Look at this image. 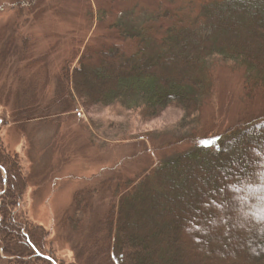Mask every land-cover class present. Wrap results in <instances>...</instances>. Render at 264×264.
<instances>
[{"label": "trees", "instance_id": "trees-1", "mask_svg": "<svg viewBox=\"0 0 264 264\" xmlns=\"http://www.w3.org/2000/svg\"><path fill=\"white\" fill-rule=\"evenodd\" d=\"M16 2L36 16L45 0ZM162 18L169 27L120 35L81 54L75 67L66 63L61 85L85 108L121 102L150 121L175 107L185 123L212 95L209 63L218 58L242 69L246 99H264V0H207L191 20L170 11ZM181 169L177 185L165 184ZM100 185L102 220L76 243L74 262L57 260L48 233L22 211L27 177L0 138V264H264V115L207 135L134 179ZM154 186L165 196L156 202L144 195ZM140 196L147 238L129 246L137 231L127 219L130 204ZM84 197L75 194L71 211L80 213ZM65 221L77 220L66 213Z\"/></svg>", "mask_w": 264, "mask_h": 264}, {"label": "rangeland", "instance_id": "rangeland-1", "mask_svg": "<svg viewBox=\"0 0 264 264\" xmlns=\"http://www.w3.org/2000/svg\"><path fill=\"white\" fill-rule=\"evenodd\" d=\"M205 2L45 0L35 16L26 8L19 10L16 0H0V138L8 152L18 155L27 177L22 211L48 233L57 260L74 262L76 243L102 220L107 201L98 194L104 180L114 185L115 179H134L207 135L240 119L264 115V99H246L242 69L218 58L209 63L212 95L185 123L175 107L150 121H142L139 109L121 102L85 108L67 85H61L65 64L75 67L86 51L138 29L169 27L171 22L162 18L168 11L191 20ZM183 172L176 171L165 184L177 185ZM158 188L144 195L156 202L164 196ZM77 192L85 194L80 213L71 211ZM175 196L168 197V203ZM140 200L130 204L127 219L137 231L128 237L129 246H141L147 238L138 224L144 213ZM66 213L77 221L66 223Z\"/></svg>", "mask_w": 264, "mask_h": 264}]
</instances>
